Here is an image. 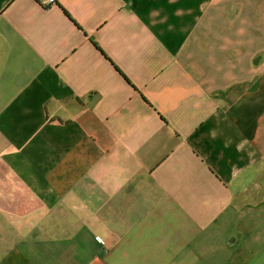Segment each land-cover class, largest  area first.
Instances as JSON below:
<instances>
[{
    "label": "crops",
    "instance_id": "obj_1",
    "mask_svg": "<svg viewBox=\"0 0 264 264\" xmlns=\"http://www.w3.org/2000/svg\"><path fill=\"white\" fill-rule=\"evenodd\" d=\"M264 0H0V264H264Z\"/></svg>",
    "mask_w": 264,
    "mask_h": 264
},
{
    "label": "built area",
    "instance_id": "obj_2",
    "mask_svg": "<svg viewBox=\"0 0 264 264\" xmlns=\"http://www.w3.org/2000/svg\"><path fill=\"white\" fill-rule=\"evenodd\" d=\"M54 2H55V0H42L43 5L53 4Z\"/></svg>",
    "mask_w": 264,
    "mask_h": 264
},
{
    "label": "rangeland",
    "instance_id": "obj_3",
    "mask_svg": "<svg viewBox=\"0 0 264 264\" xmlns=\"http://www.w3.org/2000/svg\"><path fill=\"white\" fill-rule=\"evenodd\" d=\"M263 207H264V205H263Z\"/></svg>",
    "mask_w": 264,
    "mask_h": 264
}]
</instances>
